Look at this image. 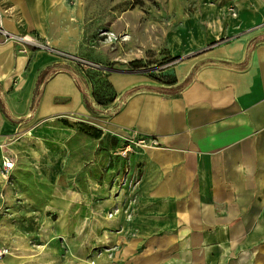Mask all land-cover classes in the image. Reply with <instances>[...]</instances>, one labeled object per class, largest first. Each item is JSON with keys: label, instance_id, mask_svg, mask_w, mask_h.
<instances>
[{"label": "crops", "instance_id": "crops-1", "mask_svg": "<svg viewBox=\"0 0 264 264\" xmlns=\"http://www.w3.org/2000/svg\"><path fill=\"white\" fill-rule=\"evenodd\" d=\"M86 3L0 0V24L101 60L86 38L100 27V12L89 6L86 13ZM220 7H202L173 32L172 53L182 57L163 70L166 82L143 70L112 71L117 97L106 107L74 60L0 41V206L17 196L25 204L12 216L0 209V247L30 250L35 225L45 221L46 230L48 211H57V230L124 238L118 264H264V0H238L235 15ZM60 117L91 121L118 148L139 136L159 145L135 146L120 158L126 186L102 195L101 141ZM6 149L15 161L8 173ZM74 154L93 160L92 177L71 183L81 186L77 192L66 186ZM9 180L28 183L27 193L17 194ZM4 257L0 264H42Z\"/></svg>", "mask_w": 264, "mask_h": 264}, {"label": "rangeland", "instance_id": "rangeland-1", "mask_svg": "<svg viewBox=\"0 0 264 264\" xmlns=\"http://www.w3.org/2000/svg\"><path fill=\"white\" fill-rule=\"evenodd\" d=\"M86 2V13L90 11L89 6L93 9L97 8L100 12L98 14L100 27L95 28L94 32L86 38L90 50L98 52L101 60L91 59L83 51L79 53L67 52L53 47L59 51L57 55L66 60H74V64L83 71L90 82L91 93L93 94L94 89L99 98L104 100L111 98L113 94L107 90L105 85L106 71L111 73L112 71L143 70L148 74L151 72L162 77L163 70L171 67L182 57L172 53L170 43L173 32H178L179 29L184 30L189 19L207 5L221 6V12L224 15H235L238 0H143L144 3L141 5H134V0H86ZM221 40L223 38L219 39V41ZM30 48L34 47H29L26 51ZM130 62L143 66L140 69H134ZM94 101L96 102V99ZM58 120L64 126L81 135L101 141L102 153H106L105 156H102L99 174L102 195L110 196L124 189L126 186L125 170L117 167L118 160L128 156L122 155L124 145L122 148H118L115 138L107 139L108 134L105 133V130L89 120H70L67 117H60ZM42 123L44 120L36 122L35 126ZM82 123L85 124V128L95 126L101 132L98 136L94 131L87 133L82 128ZM19 135H21V131L6 136L3 140V147H8L11 142L18 139ZM106 139L109 140L107 144L104 143ZM6 152L7 156L14 158L7 149ZM90 157V160L86 158L85 161H81L74 154V164L72 165L71 161L69 163L71 179L66 185L68 191L77 192L82 189L75 183L71 184L77 182L79 185L81 176L89 173L90 178L92 177L93 160L92 156ZM78 164L83 166L84 171L77 170ZM9 183L17 194L18 192L27 193L28 183H25L26 186H14L13 180H9ZM20 197L17 196L12 203L5 202L4 206H0V209L12 216L14 211L25 206ZM58 220L59 213L57 211H48V228L46 230H44L47 225L45 221L42 223H39L38 220L35 221L38 222L35 225L37 226L36 231L29 235L30 250L24 249V246L10 247V254L3 257L5 259H36L42 264H92L98 259L112 260L116 263V261L124 259L126 243L124 238L112 241V237L105 235V230H102L101 235L92 234V230H83L84 233H80V230H57ZM11 221L27 223V220L23 218L20 220L14 218Z\"/></svg>", "mask_w": 264, "mask_h": 264}, {"label": "built area", "instance_id": "built-area-1", "mask_svg": "<svg viewBox=\"0 0 264 264\" xmlns=\"http://www.w3.org/2000/svg\"><path fill=\"white\" fill-rule=\"evenodd\" d=\"M0 41L2 42H14L20 45L21 51H26L29 47H34L42 50H47L53 53H59L51 44L40 38L35 34L30 33H12L6 30L0 24ZM159 141L156 137L153 136H139L134 138H128L126 143L124 144V148L122 150V155L126 156L130 151H132L135 146L139 147H153L158 146ZM15 165V161L13 158L6 156L4 160V172L8 173ZM10 254V248L8 247H0V258Z\"/></svg>", "mask_w": 264, "mask_h": 264}, {"label": "trees", "instance_id": "trees-1", "mask_svg": "<svg viewBox=\"0 0 264 264\" xmlns=\"http://www.w3.org/2000/svg\"><path fill=\"white\" fill-rule=\"evenodd\" d=\"M144 2H143V0H134V2H133V4L134 5H136V4H143ZM131 64V67L132 68H134V69H140V68H142V66L143 65H136V64H134L133 62H130ZM101 69V68H100ZM101 70H103V69H101ZM106 73H107V76H106V79H105V85H106V88H107V90H109L110 91V93H113L112 94V97L111 98H107V99H102V98H99V95H98V93L96 92V91H94V89H93V97H94V99H96V103L98 104V105H101V106H107V105H109V104H111L112 102H114V100L116 99V97H117V92H116V90L114 89V87H113V85H112V83L110 82V80H109V74H110V72H107L106 71ZM163 73V72H162ZM150 74V77H152L153 79H155V80H157V81H160V82H166L167 80H166V75L165 74H163V76L165 77H161V76H157L156 74H154V73H149ZM171 76L169 75V78H170ZM169 83H174L175 82V79H174V77L173 78H171V79H169V81H168ZM85 124L84 123H82V128H84L85 130H86V132L87 133H91L92 131H94L95 132V135L96 136H98L99 135V133L101 132V130H99V128H97V127H95V126H88V128H85V126H84Z\"/></svg>", "mask_w": 264, "mask_h": 264}]
</instances>
